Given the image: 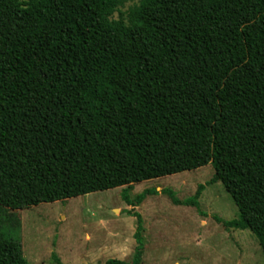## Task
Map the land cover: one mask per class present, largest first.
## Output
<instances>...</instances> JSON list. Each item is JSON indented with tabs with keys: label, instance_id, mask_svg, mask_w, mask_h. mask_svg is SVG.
I'll list each match as a JSON object with an SVG mask.
<instances>
[{
	"label": "trees",
	"instance_id": "16d2710c",
	"mask_svg": "<svg viewBox=\"0 0 264 264\" xmlns=\"http://www.w3.org/2000/svg\"><path fill=\"white\" fill-rule=\"evenodd\" d=\"M0 0V215L211 164L264 251V0ZM37 45H27V25ZM206 185L179 206L200 208ZM132 262L142 264L143 219ZM1 224V222H0ZM54 264H63L54 254ZM0 264H28L0 225Z\"/></svg>",
	"mask_w": 264,
	"mask_h": 264
},
{
	"label": "rangeland",
	"instance_id": "374dc122",
	"mask_svg": "<svg viewBox=\"0 0 264 264\" xmlns=\"http://www.w3.org/2000/svg\"><path fill=\"white\" fill-rule=\"evenodd\" d=\"M143 0H119L111 20L134 22ZM36 25H27V45L36 46ZM215 174L211 164L193 171L147 180L134 185L131 201L149 189L140 206L123 198L125 187L99 191L67 201L43 203L24 210H6L1 227L17 238L28 264H105L109 259L132 262L138 243V221L143 219L142 264H264V251L249 230L224 223L240 218V210L222 183L210 185ZM206 185L200 208L175 205L164 190L181 201L192 198Z\"/></svg>",
	"mask_w": 264,
	"mask_h": 264
}]
</instances>
